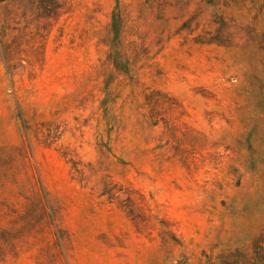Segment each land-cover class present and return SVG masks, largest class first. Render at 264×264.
<instances>
[{"label":"rangeland","instance_id":"obj_1","mask_svg":"<svg viewBox=\"0 0 264 264\" xmlns=\"http://www.w3.org/2000/svg\"><path fill=\"white\" fill-rule=\"evenodd\" d=\"M23 197L69 240L0 264H218L264 239V0H0V201Z\"/></svg>","mask_w":264,"mask_h":264},{"label":"trees","instance_id":"obj_2","mask_svg":"<svg viewBox=\"0 0 264 264\" xmlns=\"http://www.w3.org/2000/svg\"><path fill=\"white\" fill-rule=\"evenodd\" d=\"M125 194L127 200L131 201L130 193ZM100 195H107L112 199L116 192L104 185ZM23 198L24 202L19 208L0 201V261L6 256L8 249L15 250L19 242L27 238L35 239L45 231L53 236V246L48 245V249L56 246L62 250L69 240L65 230L56 222V210L46 197ZM132 212L133 209L128 208L127 215L134 220ZM217 261L218 264H264V239L254 241L250 250L234 249L222 252Z\"/></svg>","mask_w":264,"mask_h":264}]
</instances>
